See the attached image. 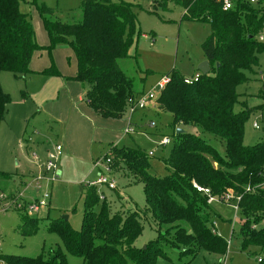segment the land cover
Listing matches in <instances>:
<instances>
[{"label": "trees", "instance_id": "trees-1", "mask_svg": "<svg viewBox=\"0 0 264 264\" xmlns=\"http://www.w3.org/2000/svg\"><path fill=\"white\" fill-rule=\"evenodd\" d=\"M20 0H0V72L14 75L31 72L34 52L45 49L50 64L42 73L61 76L51 57L56 44H66L73 51L76 73L85 93L87 106L103 118L122 117L130 97L141 94L134 81L117 61L128 57V49L137 32L136 15L131 3L123 0H81V20L64 22L52 18L54 9L36 6L49 44L36 43L29 16L19 11ZM169 1L183 9L181 19L207 23L209 35L201 43L210 71L199 74L196 81L184 82V76L170 71L169 82L157 98V108L172 119L171 127L193 125L224 142L219 153L199 133L174 132L175 141L164 164V176L150 174L148 156L137 147L113 148L110 165H122L142 184L145 214L157 226V235L144 247L134 242L142 234L143 224L136 211L112 212L106 197L98 198L97 187L84 184V213L80 228L73 229L63 217L52 220L48 231L60 238V247L47 255H0L6 264H70L67 254L80 257V264H156L168 260L162 238L181 249L189 264L204 251L223 256L227 242L210 226L211 206L207 196L193 186L206 187L220 198L228 192L239 196L238 212L245 218L238 230L242 251L256 247L263 256L264 227L253 228L264 221V143L244 145V122L251 110L235 111L238 85L248 82L246 72L258 67V55L264 52V0L254 4L232 0L224 11L216 0H158L167 9ZM216 64H219L218 67ZM144 80V79H142ZM259 91V96H263ZM9 95L0 85V122L4 117ZM258 109H264L263 106ZM8 177L7 174H4ZM112 190V189H111ZM10 196V195H9ZM120 198L118 193L115 194ZM20 211V210H19ZM20 232L31 235L38 219L21 211ZM247 215H251L249 218ZM164 231V234L162 232Z\"/></svg>", "mask_w": 264, "mask_h": 264}, {"label": "rangeland", "instance_id": "rangeland-1", "mask_svg": "<svg viewBox=\"0 0 264 264\" xmlns=\"http://www.w3.org/2000/svg\"><path fill=\"white\" fill-rule=\"evenodd\" d=\"M123 1L133 5L137 32L128 49V57L117 63L132 78L135 87L151 90L161 76L172 70L185 78H197L200 74L197 67L204 60L201 43L209 35V25L181 19L183 9L172 1L167 3V9L158 5V0ZM40 4L55 10L52 18L64 22L81 20V0H20L19 11L29 16L36 43L42 47L48 46L49 40L37 13L36 6ZM51 57L61 74L59 77L42 73L50 64L45 49L32 55L31 72L20 75L0 72L1 88L10 98L0 122V196L8 194L27 201L30 197L33 199V194L48 193L50 196L46 208L39 213L28 212L29 217L38 219L37 229L31 235L20 232L22 212L3 207L13 199H3L0 203V255L34 257L47 255L57 247L63 250L58 235L48 231L49 223L67 216L69 225L78 230L84 213L83 186L97 179L99 173L114 184L112 190L98 185L111 211L139 213L143 231L134 245L144 247L156 237L157 226L143 211L142 184L121 164L114 167L105 157L111 156L115 146L137 147L148 156L149 173L164 176L168 173L164 159L174 144L177 129L199 133L221 154L225 152L224 142L207 132L201 133L190 124L173 129L170 115L153 108L131 113L126 106L121 118H103L87 106L83 87L72 79L76 73V60L71 48L56 44ZM246 75L248 82L236 88L239 102L234 109L251 110L244 122L243 144L254 145L264 143V109H258L264 108V52L258 55V67ZM260 90L263 96H259ZM254 122L258 128L253 127ZM128 129L132 131L127 133ZM164 136L170 138V143L162 146L160 141ZM56 145L61 147L55 161L59 174L53 176L50 171L45 172V165L48 151ZM116 193L120 198L115 196ZM210 206V226L227 242V252L223 257L200 252L189 264H222L225 259V264H257V259L263 255L256 247L246 251L240 248L237 233L245 216L235 209L237 201H214ZM256 225L258 229L264 227V221L260 220ZM162 242L168 260L159 258L156 264H185L188 261L181 249L172 247L169 239L162 238ZM81 260L67 254L70 264H80Z\"/></svg>", "mask_w": 264, "mask_h": 264}, {"label": "built area", "instance_id": "built-area-1", "mask_svg": "<svg viewBox=\"0 0 264 264\" xmlns=\"http://www.w3.org/2000/svg\"><path fill=\"white\" fill-rule=\"evenodd\" d=\"M221 2L222 9L224 11L229 10L232 7V0H216ZM249 3L254 4L256 0H247ZM258 40L261 42H264V33L260 34L258 36ZM197 78L195 79H189V78H184L185 83H191L192 81H196ZM169 82V77L167 75H163L160 77V79L156 82V84L152 87L151 90L142 92L136 97H130L127 100V105L130 109V112H134L139 109H145L148 107H156L157 106V98L159 97L160 93L163 91L165 88L166 84ZM151 126H153V123H151ZM253 127L258 128V125L256 122L253 123ZM132 130H127V133L131 132ZM170 143V138L164 136L161 141L160 145L165 146ZM61 147L59 145H56L52 150L48 151L47 153V163L45 165V172L47 173L50 171L52 175L57 172L56 170V164L55 161L58 158V152L60 151ZM148 155H151L149 153ZM107 162H109V159H106ZM39 180V178H36ZM89 186H95L97 187V193H98V198L99 199H104V194L98 187V185H104L108 189H113L114 184L111 182L109 178L104 176L103 174H99L97 179L94 181H91L87 183ZM197 191L205 194L207 196V202L213 203L214 201H219L223 203H230L232 200L238 201L239 196H234L231 192L226 193L225 195L221 196L220 198H216L210 194V190L206 187H201L196 184L193 185ZM11 198L13 201L11 203H6L3 204V207H13L16 208L20 211H25L26 213L31 212V213H39L42 209L47 207V203L50 199V196L48 193H43L41 195H38L35 199L32 200H20L19 197H8V195H3L0 196V203L3 202V199ZM236 210H238V207H235ZM253 228H257V225H253ZM214 232V230H213ZM257 261H260V258L257 259ZM226 259L224 261L225 264ZM0 264H6L4 261L0 260Z\"/></svg>", "mask_w": 264, "mask_h": 264}, {"label": "water", "instance_id": "water-1", "mask_svg": "<svg viewBox=\"0 0 264 264\" xmlns=\"http://www.w3.org/2000/svg\"><path fill=\"white\" fill-rule=\"evenodd\" d=\"M219 64H216V66L218 67ZM197 69L199 70V72L203 75L209 73L210 71V65L209 62L207 60H203L197 67ZM183 132V130L181 129H177L176 133H180ZM64 220H67V216L63 217Z\"/></svg>", "mask_w": 264, "mask_h": 264}, {"label": "crops", "instance_id": "crops-1", "mask_svg": "<svg viewBox=\"0 0 264 264\" xmlns=\"http://www.w3.org/2000/svg\"><path fill=\"white\" fill-rule=\"evenodd\" d=\"M37 52H38V51H37ZM204 60H205V59H204ZM30 62H31V61H30ZM29 66H30V65H29ZM55 66H56V65H55ZM56 68H57V67H56ZM200 74H201V73H200ZM58 77H59V76H58ZM81 86H82V85H81ZM262 90H263V89H262ZM142 91L145 92L143 89H142ZM148 108H153V109H155L156 111L161 112L157 107H155V108H154V107H148ZM146 109H147V108H146ZM29 149H30V148H29ZM56 173L59 174V171H57ZM56 173H55V174H56ZM99 174H100V173H99ZM7 195H8V194H7ZM8 196H9V195H8ZM10 196L12 197L13 195H10ZM32 196H33V199H35V198L37 197V195H34V194H33ZM31 198H32V197H30V200H32ZM232 201H233V200H232ZM222 203H223V202H222ZM211 204H212V203H211ZM232 226H233V222H232ZM216 234H217V233H216ZM202 252H204V251H202ZM205 253H206V252H205ZM219 256H220V255H219ZM223 256H224V255H223ZM223 256H222V257H223Z\"/></svg>", "mask_w": 264, "mask_h": 264}]
</instances>
